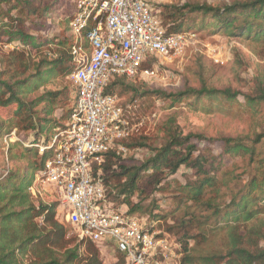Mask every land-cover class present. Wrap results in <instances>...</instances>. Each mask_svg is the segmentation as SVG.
I'll return each instance as SVG.
<instances>
[{"label":"trees","instance_id":"trees-1","mask_svg":"<svg viewBox=\"0 0 264 264\" xmlns=\"http://www.w3.org/2000/svg\"><path fill=\"white\" fill-rule=\"evenodd\" d=\"M160 9L159 16L167 33H180L184 25L196 28L204 22L200 30L206 27L224 31L231 37L245 36L262 45L264 52V0L218 5L186 2L181 6L163 4ZM75 14L76 6L71 5V0H0V44H18L4 53L0 46V140L16 130L20 140L9 144V159L22 164L6 167L0 176V264H108L106 255L95 243L69 236L68 229L57 218L58 200L39 199L36 203L31 192L35 175L50 154L41 153L36 144L41 136L49 139L76 106V86L73 90L67 85L61 89L49 88L54 80L66 78L78 67L72 54L75 39L71 24ZM48 21L60 23L65 36L44 38L36 34V28ZM154 64H159L156 56L146 60L142 69H151ZM127 78L133 79L115 77L107 93L116 94L115 88L124 85ZM72 93L71 108L58 115V108L68 104ZM151 94L172 103L222 96L236 100L240 95L230 89L210 87L205 82L200 88L157 89L140 95ZM244 98L254 107L264 101V87L255 94H245ZM1 110L6 111V116ZM163 131L164 140L159 146L148 144L147 138L136 144L128 143L129 139L123 141L127 148L151 149V155L142 162L126 164L122 152L116 148L104 153L102 176L107 198L129 204L131 214H143L135 213L143 209V200L173 188L179 203L196 208L186 212L189 218L164 229V233H170L177 227L185 251L182 264H264L261 245L264 242V126L252 138L223 137L220 154L201 150L194 138L206 136L183 134L174 117L169 118ZM237 158L247 159L250 170L248 179L239 188L236 186L237 190L231 189L228 199L224 189L231 188L232 178L227 166ZM182 166L193 172V177L184 184L171 178ZM136 194L140 201L135 204L132 197ZM148 215L156 223L150 228H159L160 218L156 214ZM211 232L227 233L226 250L192 254L190 241L194 239L199 244ZM116 255L119 260L113 264H125L123 255Z\"/></svg>","mask_w":264,"mask_h":264},{"label":"built area","instance_id":"built-area-1","mask_svg":"<svg viewBox=\"0 0 264 264\" xmlns=\"http://www.w3.org/2000/svg\"><path fill=\"white\" fill-rule=\"evenodd\" d=\"M168 1H76L71 33L78 67L70 74L78 90L76 106L49 139L41 136L36 144L41 153L50 154L35 175L32 194H42L39 186L47 188L48 201L51 197L59 201L57 218L74 226L78 237L92 241L104 254L111 253L108 264L119 260L117 253L125 264H182V243L162 228H150L156 223L148 214H131L126 203L109 200L102 176L104 153L112 148L127 153L123 141L135 131L134 104L107 93L108 85L117 76L156 75V64L142 69L143 63L152 56L159 60L180 56L188 35L195 36L166 32L159 12ZM16 46L7 43L1 49ZM16 140H20L16 130L5 135L7 146Z\"/></svg>","mask_w":264,"mask_h":264},{"label":"rangeland","instance_id":"rangeland-1","mask_svg":"<svg viewBox=\"0 0 264 264\" xmlns=\"http://www.w3.org/2000/svg\"><path fill=\"white\" fill-rule=\"evenodd\" d=\"M232 1L245 0H169L166 4L181 6L186 2H200L218 5ZM71 5L76 6V0H71ZM202 23L197 24L196 28L190 25L183 26L182 32L195 34V36L188 35L189 43L180 56L161 58L155 67L156 75L146 78L140 75L133 79L127 78L124 80V85L115 88L116 94L124 102L133 103L135 106L131 114L135 131L128 138V143L136 144V141L140 142L143 141V138H147L148 144L159 146L164 140L163 127L166 126L170 117L176 118L183 134L196 133L206 136L204 139L194 138V141L197 142L201 150L211 151L213 154L221 153L223 137L252 138L262 130L264 101L253 107L246 102L244 95L255 94L259 88L264 87L263 46L245 36L231 37L224 31L220 32L206 27H201L200 30ZM63 30L60 23L48 21L44 26L37 27L35 33L44 38L54 35L62 38L66 34L63 33ZM2 51L3 53L9 52L3 49ZM217 56L219 61L216 60ZM204 82L210 87L221 90L230 89L231 92H238L240 95L236 100L222 96L218 99L205 97L199 102L187 99L180 103H172L168 99L154 94L140 95L146 91L157 89L180 91L186 87L200 88ZM65 85L72 90L75 89L70 75L66 78H57L49 88L61 89ZM134 89H137L138 93L133 92ZM68 100L70 101L67 105L58 108V115H61V111L67 112L71 108L74 103V93ZM1 113L6 116V111L1 110ZM50 125L47 124V127ZM8 147L5 136H3L0 140V176L6 167L22 165L20 162L14 163L9 159ZM150 150L147 147L128 148L127 153H122L123 162L128 165L142 162L151 155ZM247 161V159L237 158L236 162L227 166L230 178H232L231 188L224 189L228 199L230 190H237L248 179L247 175L250 169ZM174 177L184 184L186 180L193 177V172L182 166L178 173L171 178ZM236 186L238 187L236 188ZM44 188L39 186L37 190H41L42 194L33 195L36 203L39 199L50 200L47 188ZM174 190L169 188L151 195L150 198L142 201L143 209L135 213L156 214L161 220L159 228L163 227L162 229L168 230L170 226H176L179 221L189 218L186 214L188 210L192 211L196 208L190 207V204L179 203ZM132 200L135 204L138 203L139 195H134ZM127 205L130 208V205ZM147 207L148 210H146ZM62 222L68 229L69 236L78 237L74 226ZM176 228L170 231V234L176 237L183 246L181 236L177 234ZM227 242V233L211 232L206 234V241L201 240L199 244H196V240L192 239L190 241L191 252L194 255L224 252ZM261 245L264 246V242ZM183 252L185 253V251ZM105 255L110 262L112 254L105 251Z\"/></svg>","mask_w":264,"mask_h":264}]
</instances>
